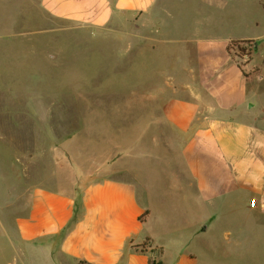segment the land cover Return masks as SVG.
<instances>
[{
  "label": "crops",
  "instance_id": "1",
  "mask_svg": "<svg viewBox=\"0 0 264 264\" xmlns=\"http://www.w3.org/2000/svg\"><path fill=\"white\" fill-rule=\"evenodd\" d=\"M204 1L211 8L221 0ZM169 4L168 0H41L53 17L80 24L104 26L126 15L136 29H146L154 45L162 25L158 20L159 27L153 26V18L160 19ZM228 5L244 13L258 9L264 24V0H228ZM180 7L185 11V6ZM196 21L186 36L197 49L180 55L176 76L168 81L172 92L162 99L159 119L171 130L170 141L164 140L162 151L152 140L145 146H139V140L133 149L134 159L165 162L169 171L164 179L159 176L157 194L134 165L129 168L122 161L123 153L106 164L101 178L85 181L79 195L37 186L28 213L17 222L20 256L1 264H149L152 259L164 264H264V116L260 113L264 108L255 112L249 102L227 101L226 89L231 88L220 81L225 72L219 63L211 58L201 64L196 59L220 55L219 36L211 33L216 24L212 18L200 25ZM225 39L223 53L230 58L231 40L258 41L253 36ZM260 42L251 60L255 69L247 72L237 65L246 80L261 73L254 63L264 39ZM177 73L187 75L179 81ZM214 84L209 99L204 91ZM155 119V115L148 118ZM137 185L143 186L139 192Z\"/></svg>",
  "mask_w": 264,
  "mask_h": 264
},
{
  "label": "rangeland",
  "instance_id": "2",
  "mask_svg": "<svg viewBox=\"0 0 264 264\" xmlns=\"http://www.w3.org/2000/svg\"><path fill=\"white\" fill-rule=\"evenodd\" d=\"M168 1L169 11L153 18V26L159 27L158 20L162 25L154 45L146 29H136L126 15L92 26L53 17L41 0H0V264L20 256L17 222L28 213L37 186L79 195L85 181L101 178L106 164L123 153L122 161L134 165L157 194L165 162L134 159L133 149L139 140V146L152 140L162 151L164 140L170 141L171 130L159 119L162 99L172 92L168 81L176 76L180 55L197 49L186 36L197 19L199 25L206 18L216 24L211 33L219 36L220 55L196 59L219 63L225 72L220 81L231 88L227 101L249 102L255 112L264 108V44L254 62L263 77L259 70L246 80L237 69H255L256 39L231 40L227 50L233 60L223 53L227 35L253 36L261 43L260 11L244 13L228 0L211 8L204 0ZM182 5L185 11L178 9ZM186 75L177 73V79ZM214 86L204 91L209 99ZM142 187L137 185L138 192Z\"/></svg>",
  "mask_w": 264,
  "mask_h": 264
},
{
  "label": "trees",
  "instance_id": "3",
  "mask_svg": "<svg viewBox=\"0 0 264 264\" xmlns=\"http://www.w3.org/2000/svg\"><path fill=\"white\" fill-rule=\"evenodd\" d=\"M239 42H241V41H238V40H232L231 43L237 44V43H239ZM145 214H146V213H145ZM145 214H144V215H145ZM78 264H89V263L84 262V261H80ZM149 264H164V263H163L162 260L152 259V260L149 262Z\"/></svg>",
  "mask_w": 264,
  "mask_h": 264
},
{
  "label": "built area",
  "instance_id": "4",
  "mask_svg": "<svg viewBox=\"0 0 264 264\" xmlns=\"http://www.w3.org/2000/svg\"><path fill=\"white\" fill-rule=\"evenodd\" d=\"M253 203L255 204L256 202L253 201ZM261 207L264 209V201H262V203H261Z\"/></svg>",
  "mask_w": 264,
  "mask_h": 264
},
{
  "label": "water",
  "instance_id": "5",
  "mask_svg": "<svg viewBox=\"0 0 264 264\" xmlns=\"http://www.w3.org/2000/svg\"><path fill=\"white\" fill-rule=\"evenodd\" d=\"M258 47V42L257 41H255V48H257Z\"/></svg>",
  "mask_w": 264,
  "mask_h": 264
}]
</instances>
